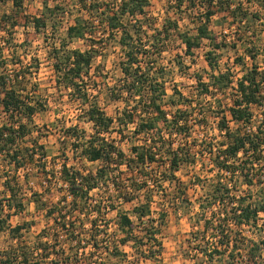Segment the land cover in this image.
Masks as SVG:
<instances>
[{
	"label": "trees",
	"instance_id": "trees-1",
	"mask_svg": "<svg viewBox=\"0 0 264 264\" xmlns=\"http://www.w3.org/2000/svg\"><path fill=\"white\" fill-rule=\"evenodd\" d=\"M10 1L16 12L22 9L23 0ZM149 2V0L89 2L79 0V13L74 24L66 30L67 38L86 41L88 48L71 49L63 40L52 45L48 52L56 76V85L71 89L79 110H82L84 119L91 123L92 127L90 134L79 124L64 128L63 134L72 139L73 158L99 162L100 165L95 170L88 171L83 166L79 167V164L69 165V158L64 149H61L62 162L58 174L50 172L45 163L42 168L39 167V171L45 173L49 181L47 188L43 186L44 190L53 192L51 186H54L59 193L56 200L50 202L43 201L41 192L32 190L29 177L25 174V186L30 189L29 195L33 202L37 203L36 208L44 209L46 219L52 222L50 229H42L31 245L20 240L23 237L22 230L28 229V223L12 226L8 219L11 209H14L15 213L24 210V203L28 200L24 198L27 193L16 199L18 188L19 192L22 188L18 185L17 172L31 164L35 157L36 146L21 149V143L24 140L28 141L32 134L27 122H31L38 107L30 100L21 99L15 86H9L7 76L0 73V106L7 116V121L0 125V160L5 164L2 165L4 168L0 165V171L5 178L2 185L8 192L4 198H0V232L6 230L10 238L16 241L0 250V264H90V255L85 252L87 247H90L93 256L103 248L108 259L114 257L123 259L128 254L121 249V245H126L132 240L138 243L134 247H137V251H142H139L140 255L153 257L155 252L151 251L150 244L161 245L156 238L158 229L154 225L155 219L146 220L154 211L153 196L159 193L164 183L168 182L175 184L176 188L166 203L179 207L189 202L188 194L180 188L183 183L177 172L184 165L194 164L197 155L192 152V148L185 147L186 143H180L177 148H173V142L168 143L164 137L166 130L170 137L175 135L186 141L192 135L187 118L189 114L182 108H177L172 114L167 112L163 104L166 97L163 69H156L154 66L158 61L157 56L161 55L162 48L165 47L164 41L171 35V30L178 29V23L177 20L166 17L162 28L154 27L153 32L149 34L147 29H151L150 26L144 27L147 23L146 7ZM172 5V9L177 11H182L181 8L185 5L187 11L194 10L199 14L195 35H189L187 32L179 34L185 47L184 53L191 56L194 49L201 47L203 40L208 41L209 50L205 52V59L211 73L206 74L207 81H203L200 74L194 76L201 87L200 94L211 97L218 91L222 92L229 88L235 91L230 96V104L226 108H217L213 111V117L217 119L216 130L222 140H219V137L206 136L200 143L202 148L199 149L200 155L210 154L212 184L204 199L199 200V212L195 223L202 225L204 230L220 231L218 245L202 251L211 261L214 254L227 253L234 242L232 228L256 227L260 214H264V194L252 201L251 194L246 196L241 193L243 185H247L249 187L247 189H250L251 185L264 188V112L258 124L250 129L253 116L251 107L262 106L264 103L262 91L264 69L252 64L250 69L236 79L232 70L219 68L217 56V51L222 48L236 49L241 45L245 55L252 61H255L262 52L261 67L264 68V47L260 48L255 42L257 39L254 34L255 28H252V22L264 23V0H173ZM250 7L256 10H250ZM54 14V8L49 9L45 2V11L39 16L32 17L30 21L35 30L40 31L47 25L49 16L52 17ZM215 16L226 21L218 33L210 29L211 19ZM25 19L29 22L28 16H25ZM226 28L232 33L229 40L224 33ZM96 34L105 36L106 39L117 36L118 45L121 47L122 59L119 67L122 77L116 87L109 89V95L113 100H125L127 106L123 109V115L116 119L105 114L96 96L91 93L96 89L90 83L94 57L91 49L95 44ZM145 58L151 60L142 66V59ZM238 60L243 62V57ZM18 77H21V74L15 75V79ZM131 100L135 102L133 105L128 104ZM136 117L139 118L138 122ZM204 118L206 115L202 112L201 119ZM115 121L117 128L112 127ZM158 122L163 124L159 125ZM231 123L234 124V128L231 127ZM130 124H135L132 134L135 137H142L138 138L142 139V142L132 143L130 149L132 153L127 155L108 142L105 135L114 128L123 135L124 128ZM32 141L34 145L38 144L36 140ZM206 141L208 146H203ZM38 146L41 149L44 147L41 144ZM194 146L195 144L192 145ZM151 165L162 168L157 178L149 174L150 169L147 170ZM122 167L125 170H122ZM125 172L133 173V176L130 174L126 175L128 178H124ZM114 174L118 176L113 177ZM95 191H104V194L98 199L97 195L92 193ZM135 201L137 203L131 213H134L139 222L148 221L151 224L146 236L134 235L135 223L130 212L122 208L124 204ZM5 206L9 210L6 214ZM109 211H115L117 228L125 236L113 241L102 240L101 244L105 243L102 247L100 240L96 238L99 232L92 231L97 222L91 220V231L87 238L80 230L85 225L82 217L97 213V217L103 218ZM207 214H210V217ZM159 215L162 217L164 214ZM262 224L264 226V223ZM59 228L66 231L64 243H67L73 261L65 256V248L56 235ZM145 245L148 247V254L143 248ZM51 255L54 257L51 258ZM253 256L249 249L247 257L252 260ZM228 257L226 264L237 263L234 261V252L230 251ZM97 259L98 264H105L100 258Z\"/></svg>",
	"mask_w": 264,
	"mask_h": 264
},
{
	"label": "rangeland",
	"instance_id": "rangeland-1",
	"mask_svg": "<svg viewBox=\"0 0 264 264\" xmlns=\"http://www.w3.org/2000/svg\"><path fill=\"white\" fill-rule=\"evenodd\" d=\"M85 1L89 2L91 0ZM149 1V5L146 7L147 23L144 25L147 28L150 26L151 29H147L149 34L153 32L154 27L162 28L166 17L171 18V20L175 19L178 23V29L171 30V35L164 41L165 47L162 48L161 55L157 56L158 61L154 66L156 69H163L166 86V97L163 99V104L167 112L172 114L177 108H182L189 114L187 118L191 126L190 133L192 135L186 141L175 135L170 137L168 131L164 130V137L167 138L168 143L173 142V148H177L180 143H186L185 147L189 146V148H192V152L197 155L194 164L190 166L184 165L177 172L183 183L180 188L181 190L184 189L188 194L189 202L187 204L183 203L179 207L166 203V200L169 199L168 197L175 192L176 186L168 182L164 183L163 188L159 189V193L153 196L152 210L154 211L146 217V220L149 218L155 219L154 225L158 229L156 238L161 245L158 246L157 243L150 244L152 246L151 251L155 252V256L146 257L145 255H140L139 251H142H137V247H134L138 243L132 240L126 245H121V249L128 254L123 259L119 257L108 259L103 248L99 249L93 256L90 247H87L85 252L90 255V264H98L99 262L97 261L99 260L97 258H100L105 264H226L230 251L234 252V261L237 262L235 264H264V226L262 224L264 223V214L262 213L256 227L232 228L234 242L230 245L225 255L214 254L211 261L203 255L202 251L204 249L210 250L218 245L217 241L220 231L204 230L202 225L195 223V218L199 212V200L204 199L205 193H208V188L212 184L210 154H199V149L202 148L200 143L206 136H208L207 138L219 137V140H222L216 130L217 119L213 117V111L217 110V108H226L230 104V96L235 91L229 88L222 92L218 91L211 97H206L199 92L201 87L197 84L194 76L200 74L202 75V80L207 81L208 77L206 74L211 73V69L205 59V52L209 50L208 41L203 40L201 47L194 49L193 55L189 56L184 53L185 47L179 35L184 32L189 33V35H195L198 11L189 9L187 11L184 8L187 5L186 2L181 8L182 11H177L171 7L173 6V0ZM45 2L49 9L54 8L55 14L52 17L49 16L45 27H42L40 31H36L30 20L45 11ZM78 7L79 0H23L22 9L16 12L10 0H0V73L7 76V82L10 83L9 86H15V90L21 99L30 100L38 107V111L32 117L31 122H27L32 134L28 137V141L24 140L21 143V149L32 147V145L36 146L34 150L35 157L31 164H27L26 167L17 172L18 185L22 188L20 187V192L18 188L16 199L22 198V195L27 193L24 198H28V200L24 203V210L17 213H15L14 209L9 211L8 207H4L5 214L9 211L8 222L12 226L28 223V229L22 230L23 237L20 240L29 245L36 241L37 234L42 229H50L52 222L46 219L44 209L36 208L37 203L33 202L29 195L30 189L25 186V174L32 182L30 184L32 190L41 192L43 201L50 202L51 200H56L59 193L56 192V187L54 186H51L53 192L44 190L43 183H46L47 188L49 181L46 178V174L41 170L39 171V167L42 168L45 163L50 172L54 171L58 174L62 162L60 157L61 149H64L67 154L69 165L79 164V167L83 166L86 171L95 170L100 165L99 162H90L85 159L75 160L73 158L74 153L71 151L72 139L63 134L64 128L79 124L81 128L90 134L92 127L91 123L84 119L82 110H79L78 104L71 94V89L56 85V76L48 54L52 45L59 44L63 40L71 49L85 50L88 48L86 41L77 38H67L66 30L70 25L74 24L75 18L79 13ZM250 10L256 9L250 7ZM25 16H28L29 22L25 19ZM13 22L15 23L14 26L12 25ZM225 22L224 19H219L215 16L211 19L210 29L218 33L221 25ZM252 26V28H255L254 34H256L257 38L255 42L259 44L260 48L264 47V23L257 21L255 24V22H252ZM94 40L96 41H94L95 44L93 49H91L94 57L90 70V76H92L90 83L96 89H93L91 93L96 96V100L105 114L116 119L119 115H123V109L127 106L125 100H113L109 95V89L116 87L118 80L122 77L119 67V62L122 59L121 47L118 45L117 36L107 37L106 39L105 36L102 37V35L96 34ZM217 56L219 68L232 70L236 79L250 69L252 64H257L261 69H264L261 67L263 53L261 52L255 61H252L245 55L241 45L236 49L231 47L222 48L217 51ZM241 57H243V62L238 60ZM150 60L148 58L142 59L141 65L145 66V62ZM17 73L21 74V77L15 79ZM262 91L264 96V85L262 86ZM25 96L28 97L26 98ZM134 103V100L128 102L129 105ZM251 111L253 116L250 129H253L264 112V103L262 106H252ZM202 112L206 115L204 119H201ZM6 121L7 116L0 106V125ZM138 121L139 118L136 117V122ZM200 123L202 124L200 125ZM162 124L161 122L159 123V125ZM230 125L234 128L233 123ZM113 126L117 128L116 121ZM134 128L135 124L128 125L124 128L123 135L116 132L115 128L110 129L105 136L108 142H111L128 155L132 153L130 150L133 146L132 143L139 144L142 142V139H138L142 137H135L132 134ZM32 140H36L38 144L44 146L43 149L38 144L34 145L31 143L33 142ZM208 141H206L205 145L204 143L202 145L208 146ZM193 144H195L194 147H192ZM42 154L45 156H42ZM1 162L0 160V165L2 166L4 163ZM37 167L38 169H36ZM121 169L125 170L124 167ZM147 170H149V174L155 175V178H157V174L162 171V168L157 165H151ZM130 174L133 176V173L125 172L124 178H128L126 175L129 176ZM134 175L137 174L134 173ZM115 176H118V174L113 175V177ZM4 179L3 173L0 171V198L8 195L2 185ZM202 184L204 187H202ZM247 188H249L247 185H243L241 193L246 196L251 194L252 201L264 194V188H260L258 185H251L250 189ZM103 192L95 191L92 193L97 195L96 198L99 199L104 194ZM50 195L53 196L49 198ZM168 202L170 201L168 200ZM136 203L135 201L124 204L122 208L130 212L131 218L135 223L134 235L138 237L146 236V231L151 224L148 221L139 222L134 213H131ZM159 214L164 215L161 217ZM97 216V213H94L82 217L85 225L80 230L87 238L91 231V220L97 222L92 231L99 232L96 238L100 240L99 243L102 247L105 244H101L102 240L103 242L106 239L113 241L125 236L117 228L115 211L107 212V215L103 218ZM207 216L210 217V214H207ZM159 218L162 219V221L160 219L161 223H158ZM56 235L65 248V256L72 259L71 251L67 243H64L67 237L66 231L59 228L56 231ZM15 242L10 238L6 230L0 232V250H4ZM143 248L146 250L145 253L148 254L147 245ZM249 249L254 255L252 260L247 257ZM80 251L82 252L83 250ZM53 257L54 255H51V258Z\"/></svg>",
	"mask_w": 264,
	"mask_h": 264
},
{
	"label": "built area",
	"instance_id": "built-area-1",
	"mask_svg": "<svg viewBox=\"0 0 264 264\" xmlns=\"http://www.w3.org/2000/svg\"><path fill=\"white\" fill-rule=\"evenodd\" d=\"M230 30L229 29H224V33L226 34V36H227V38H228V40L230 39V37H231V35H230ZM30 184H32V182H30ZM43 185L44 186H46V183H43ZM31 192H29V194H30Z\"/></svg>",
	"mask_w": 264,
	"mask_h": 264
}]
</instances>
